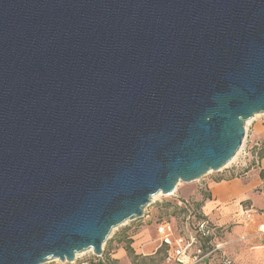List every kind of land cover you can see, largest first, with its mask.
Returning a JSON list of instances; mask_svg holds the SVG:
<instances>
[{
  "label": "water",
  "instance_id": "1",
  "mask_svg": "<svg viewBox=\"0 0 264 264\" xmlns=\"http://www.w3.org/2000/svg\"><path fill=\"white\" fill-rule=\"evenodd\" d=\"M259 113L264 0H0V264L101 255Z\"/></svg>",
  "mask_w": 264,
  "mask_h": 264
},
{
  "label": "rangeland",
  "instance_id": "2",
  "mask_svg": "<svg viewBox=\"0 0 264 264\" xmlns=\"http://www.w3.org/2000/svg\"><path fill=\"white\" fill-rule=\"evenodd\" d=\"M245 132L247 137L229 164L194 181L177 183L171 194L153 195L141 217L111 229L101 255L88 250L85 257L91 264H179L168 259L165 245H160L158 239L157 226L166 222L173 235L189 245V260L200 248L199 264H264V233H259L252 222L255 214L251 222L245 223L237 206L230 219L220 224L217 218L205 217L201 211L210 196V182L237 177L251 183L253 199L247 202L264 212V204L259 202L264 200V114L254 115L245 124ZM203 220L207 221L205 228L199 226ZM237 229L242 231L235 232ZM49 264L61 263L55 259Z\"/></svg>",
  "mask_w": 264,
  "mask_h": 264
},
{
  "label": "crops",
  "instance_id": "3",
  "mask_svg": "<svg viewBox=\"0 0 264 264\" xmlns=\"http://www.w3.org/2000/svg\"><path fill=\"white\" fill-rule=\"evenodd\" d=\"M209 195L201 206V211L205 217L217 218L219 223L222 224L230 219V214L239 206L241 215L245 208H253L257 211L252 221L256 224V227L264 222V212L258 211L252 203L247 202L249 199H253V190L250 182L237 177L212 181L209 183ZM254 200L256 201V199ZM259 202L264 204V200ZM236 231L241 232L242 229H237Z\"/></svg>",
  "mask_w": 264,
  "mask_h": 264
},
{
  "label": "built area",
  "instance_id": "4",
  "mask_svg": "<svg viewBox=\"0 0 264 264\" xmlns=\"http://www.w3.org/2000/svg\"><path fill=\"white\" fill-rule=\"evenodd\" d=\"M247 137V134L245 132L244 140ZM246 155V152H244ZM258 163V160H257ZM256 210L253 208H245L242 212V220L243 222H250L252 221L254 214L256 215ZM206 220H203L200 222V227L205 228L206 227ZM257 231L259 233H264V222L257 225ZM157 234L158 238L160 240V245L164 244L166 247V254L168 259L172 258L176 260L179 264H199L200 261V253L201 249L197 248L193 252V257L189 260V256L187 255V248L188 244H185L183 240L179 237H175L173 235V231L169 227V225L166 222H161L157 226ZM85 252L78 253L75 255L73 261L71 262H65L61 264H91V262L85 257ZM49 262L43 263V264H49Z\"/></svg>",
  "mask_w": 264,
  "mask_h": 264
},
{
  "label": "bare ground",
  "instance_id": "5",
  "mask_svg": "<svg viewBox=\"0 0 264 264\" xmlns=\"http://www.w3.org/2000/svg\"><path fill=\"white\" fill-rule=\"evenodd\" d=\"M252 118H253V117H252ZM252 118L248 119V120L246 121L245 124H247ZM238 152H239V150L237 151V153H238ZM237 153L234 154V156L232 157V159L230 160V162H231L232 160H234V158L236 157ZM227 164H229V163H227ZM225 165H226V164H225ZM157 194H159V193H157ZM81 253H82V252H81Z\"/></svg>",
  "mask_w": 264,
  "mask_h": 264
},
{
  "label": "trees",
  "instance_id": "6",
  "mask_svg": "<svg viewBox=\"0 0 264 264\" xmlns=\"http://www.w3.org/2000/svg\"><path fill=\"white\" fill-rule=\"evenodd\" d=\"M129 247H127V250H128ZM166 248V247H165ZM130 250V249H129Z\"/></svg>",
  "mask_w": 264,
  "mask_h": 264
}]
</instances>
